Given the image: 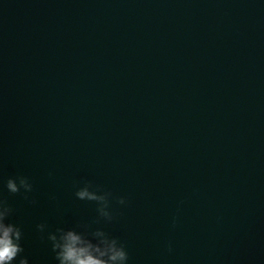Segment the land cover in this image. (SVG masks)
<instances>
[{
  "label": "water",
  "instance_id": "obj_1",
  "mask_svg": "<svg viewBox=\"0 0 264 264\" xmlns=\"http://www.w3.org/2000/svg\"><path fill=\"white\" fill-rule=\"evenodd\" d=\"M85 184L129 264H264L262 0H0V198L31 264H56L37 224L96 220Z\"/></svg>",
  "mask_w": 264,
  "mask_h": 264
},
{
  "label": "clouds",
  "instance_id": "obj_2",
  "mask_svg": "<svg viewBox=\"0 0 264 264\" xmlns=\"http://www.w3.org/2000/svg\"><path fill=\"white\" fill-rule=\"evenodd\" d=\"M3 187L9 193H20L25 199L33 191L29 178L23 175L9 177ZM75 196L79 200L96 203L97 217L92 224L57 226L54 229L45 222L36 225L41 238L50 244L56 264H129L125 244L103 227L93 226L101 222L110 223L114 219L111 193L85 184L76 190ZM117 203L126 205L127 201L121 196ZM12 211L6 200L0 198V264H31L29 256L24 254L22 228L10 219ZM175 223L174 218L173 225Z\"/></svg>",
  "mask_w": 264,
  "mask_h": 264
}]
</instances>
